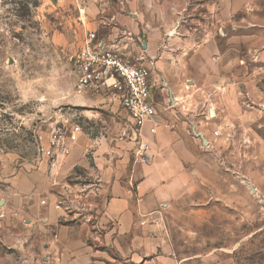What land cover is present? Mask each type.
<instances>
[{"label": "rangeland", "instance_id": "rangeland-1", "mask_svg": "<svg viewBox=\"0 0 264 264\" xmlns=\"http://www.w3.org/2000/svg\"><path fill=\"white\" fill-rule=\"evenodd\" d=\"M114 2L0 0V230L12 223L17 231L21 218L27 217V223L28 217L44 216L51 207L62 213L61 223L74 226L75 231L81 220L88 231L97 230L96 213L109 199L108 194L99 197L97 189L102 183L108 187L115 155L135 141L125 114L116 105L109 106L94 94L79 102L84 94L76 92L71 59L87 31L116 26L115 19L109 18ZM203 2L195 7L197 20L192 22L193 35L205 42L204 49L193 56L202 76L199 82L216 90H236L229 97L234 108L227 127L209 124V99L202 96L207 100L203 107L207 129L218 132L221 142L216 158L222 169L233 173V207L217 204L206 209L197 228L183 224L179 214L161 215L153 225L141 224V228L153 226L143 237L147 247L158 242V251L171 264H264V0H231L228 28L208 14ZM141 43L137 51H144ZM211 45L218 48H213L211 56L216 57L218 50L222 60L205 55ZM159 50L155 61L160 59ZM213 75L218 77L210 80L208 76ZM152 81L155 90L165 89L158 101L167 103L177 116L178 98L169 97L170 86L157 68ZM72 124L81 126L83 135L71 156L53 168L42 162L39 143H45L52 129ZM99 166L108 170L107 175L99 174ZM114 228L106 223L100 230ZM92 242L106 255L105 264H130L121 255L123 241ZM151 254L145 255L146 260ZM38 255L40 264L42 260L48 264L47 248Z\"/></svg>", "mask_w": 264, "mask_h": 264}, {"label": "crops", "instance_id": "crops-1", "mask_svg": "<svg viewBox=\"0 0 264 264\" xmlns=\"http://www.w3.org/2000/svg\"><path fill=\"white\" fill-rule=\"evenodd\" d=\"M111 1L115 2L109 18L115 19L116 26L95 32L98 39L104 44L114 43L121 49L127 48L126 53L133 56L142 52L146 57L154 58L161 48L155 68L161 71V79L170 86L169 97L178 98V114L174 116L173 108L158 101L157 96H163L165 89H154L157 115L140 130L141 142L149 147L148 162H137L133 156L136 149L133 141L117 152V159L109 169L110 176H114L111 183L108 187L102 183V188L97 189L99 197L108 194L109 199L104 202L103 210L96 213L95 232L88 231L83 220L78 231L70 224H62V213L52 207L44 216L28 217L27 223L24 216L17 231L9 225L12 223H6L0 230V264H40L38 253H44L46 248L51 255L48 264H105L106 255L97 244H89L90 239L123 241L121 255L130 264H171L158 251V242L150 243V248L145 245L147 238L143 236L153 230V226L143 229L141 224L153 225L159 216L176 213L183 224H193L197 228L195 226L201 225L206 209L217 204L233 207V173L222 169L216 158L221 142L207 129L203 118L207 100L202 96L209 99L206 112L210 114L208 108L213 109L209 124L216 128L227 127L232 124L234 108L229 97L235 95L236 90L231 87L216 90L215 86H202L199 82L202 76L193 56L204 49L205 42L193 35L192 22L197 20L195 7L202 6V0ZM140 3H144V7ZM203 3L208 14L219 19L221 27L228 28L233 12L231 0H204ZM217 5L225 6V9L219 10ZM90 28L95 25L91 24ZM211 33L210 30L209 36ZM138 41L142 42L144 51H137ZM211 46L205 55L222 60L223 55L218 50L216 57L211 56L213 48L218 49L216 45ZM217 77L208 76L210 80ZM91 98V94L86 93L79 102ZM98 169L99 174L107 175L105 167ZM94 203L98 207L100 201ZM106 223L115 228L102 232L100 228ZM150 240L155 241V238ZM146 253L154 255L146 260Z\"/></svg>", "mask_w": 264, "mask_h": 264}, {"label": "built area", "instance_id": "built-area-1", "mask_svg": "<svg viewBox=\"0 0 264 264\" xmlns=\"http://www.w3.org/2000/svg\"><path fill=\"white\" fill-rule=\"evenodd\" d=\"M126 51L127 48L121 49L114 43H102L95 32L87 31L71 59L72 73L78 94H94L109 106L116 105L122 110L137 143L133 156L138 163L146 164L149 147L141 142L140 130L157 115L152 81L155 60L141 54L132 56ZM82 135L83 130L77 124L54 128L45 143H39L38 157L53 168L71 155ZM214 136H218V132H214Z\"/></svg>", "mask_w": 264, "mask_h": 264}, {"label": "water", "instance_id": "water-1", "mask_svg": "<svg viewBox=\"0 0 264 264\" xmlns=\"http://www.w3.org/2000/svg\"><path fill=\"white\" fill-rule=\"evenodd\" d=\"M210 115L213 117V110H210ZM200 138H202L201 135H199ZM205 142V141H204Z\"/></svg>", "mask_w": 264, "mask_h": 264}]
</instances>
